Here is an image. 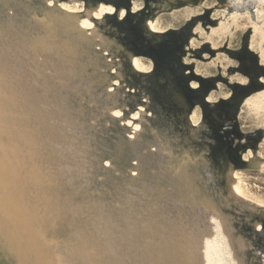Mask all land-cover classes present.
<instances>
[{
  "label": "rangeland",
  "instance_id": "obj_1",
  "mask_svg": "<svg viewBox=\"0 0 264 264\" xmlns=\"http://www.w3.org/2000/svg\"><path fill=\"white\" fill-rule=\"evenodd\" d=\"M167 1L0 0V80L42 104L33 158L0 121V181L46 170L48 264H264V0ZM48 144L97 173L89 204Z\"/></svg>",
  "mask_w": 264,
  "mask_h": 264
},
{
  "label": "bare ground",
  "instance_id": "obj_2",
  "mask_svg": "<svg viewBox=\"0 0 264 264\" xmlns=\"http://www.w3.org/2000/svg\"><path fill=\"white\" fill-rule=\"evenodd\" d=\"M176 1L179 0H168L164 4H159V7H165L169 9L168 7H172L171 5L175 4ZM171 9H173V7ZM79 16L78 19H80ZM187 44H189V42H187ZM135 62L136 64L139 63L137 60ZM7 70L8 69L6 67L0 65V77L5 76ZM5 79L0 80V92H3L5 96L8 97V99L0 98V121L4 122L8 126L7 135L6 137L4 136L3 143L5 144V146L7 145L6 147L9 149H12V147H17L19 145H30L28 151L31 150L32 154H29V157L33 158L35 152L37 153L40 146V143L38 141H34L35 137L33 136L35 135L34 132L38 130L36 118L40 113H42V104H40L38 101L34 102L31 97L32 95L28 94L27 91L23 92L19 84L15 82L4 83L3 81H5ZM28 102H30V104ZM9 113H12L11 116H13L14 119L13 117L7 119ZM25 127L30 129L32 131V134L30 131H27ZM41 130L44 129L41 128ZM50 140L53 141L52 139ZM62 148L63 147L61 145H59V148H54L51 144H48L47 148L45 149L46 153L43 152L45 155L43 156V160H47L46 158H48L49 160L53 161L54 165L59 168L58 171H60L61 175H66L67 177H69L70 181H72L73 183L74 189L78 191L79 197L77 198V203L79 205H85V203L89 204V201L94 196L91 195L92 198L88 199L85 192L92 191L95 187H97L94 186L93 188V186H91V184H93L95 181V176L97 175V173L92 171V175H88L89 172H85V169L87 167L85 168V164L83 163L84 159L80 160V165H77L74 161V158H67L62 155L61 152L64 150ZM98 157L99 156H97V158ZM99 161L100 160H98L97 162L100 163ZM249 164H260V161L258 158H254L249 161ZM81 167H83V169H80ZM93 167L91 169H93ZM75 169H80V180L78 179L79 183H77L78 180H75V176L73 175ZM4 175L6 177H4ZM1 176L3 177V179H1L0 181L2 184V187L0 188V196H2L3 192L4 196L2 197H6L7 199L6 201H4L0 198L3 202V206L0 205V218H7L8 216L15 214V208L17 211L16 214L19 216L17 218L18 222H16V226L13 227V224L9 222L10 224H12V228H17L18 225V228L13 231V233L6 228L7 225L5 223V220L7 219H4V222L0 220V256L1 254H3L6 258H8V260L10 259L13 264H48L42 257L45 254L44 251H46V247L44 246V244H42V241L50 239L51 230L49 229L50 227L44 230L36 227V225L32 223V219L34 216L32 215V211L33 209L35 210L36 207L43 204L44 201H47L45 202L47 204L53 203L51 205L59 202L60 200L56 195V188L51 185V179L48 178V174L44 169L39 170L37 168H33L31 175L27 173L25 174V176L24 174H22V172L18 173L16 169H12L11 172H7V170H4ZM71 178L73 180H71ZM44 182L49 183L48 186H45ZM234 186L236 189L239 188L238 181L235 182ZM83 189L85 190V192H83ZM65 190V187L63 190L61 189L60 195L64 196ZM81 193L86 195L82 197L80 196ZM15 201L20 204L19 207L15 206ZM4 206L8 210V213L5 212L3 213V215L8 214L7 216L2 215V212L5 210ZM108 211L110 210L108 209ZM35 217L36 216H34V218ZM137 222L138 221H136L135 223ZM22 223L26 224V229ZM56 234L57 236H61L59 232H56ZM48 250L49 249L47 248V252ZM173 258L175 259V257ZM176 262L179 261L176 259Z\"/></svg>",
  "mask_w": 264,
  "mask_h": 264
},
{
  "label": "water",
  "instance_id": "obj_3",
  "mask_svg": "<svg viewBox=\"0 0 264 264\" xmlns=\"http://www.w3.org/2000/svg\"><path fill=\"white\" fill-rule=\"evenodd\" d=\"M243 102H241L240 103V106H241V104H242ZM239 106V107H240ZM239 107H238V111L236 112V113H238L239 112ZM236 159H237V162L238 163H240L241 165H245V166H247V164L245 163V161L243 160V158L241 157V154H239V153H236ZM225 162H227V161H225Z\"/></svg>",
  "mask_w": 264,
  "mask_h": 264
}]
</instances>
